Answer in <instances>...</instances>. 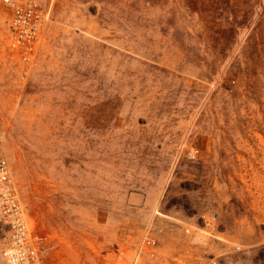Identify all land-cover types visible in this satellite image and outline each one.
Segmentation results:
<instances>
[{"label": "rangeland", "instance_id": "374dc122", "mask_svg": "<svg viewBox=\"0 0 264 264\" xmlns=\"http://www.w3.org/2000/svg\"><path fill=\"white\" fill-rule=\"evenodd\" d=\"M43 9L26 68L0 0V155L43 264H264V0Z\"/></svg>", "mask_w": 264, "mask_h": 264}, {"label": "built area", "instance_id": "2783aa9c", "mask_svg": "<svg viewBox=\"0 0 264 264\" xmlns=\"http://www.w3.org/2000/svg\"><path fill=\"white\" fill-rule=\"evenodd\" d=\"M45 0H1L8 15V50L26 68L36 60L46 15ZM0 228L5 234L2 264H43L44 237L32 229L16 194L10 171L0 155ZM155 239L143 233L139 250L153 249ZM133 264H137L134 262Z\"/></svg>", "mask_w": 264, "mask_h": 264}]
</instances>
